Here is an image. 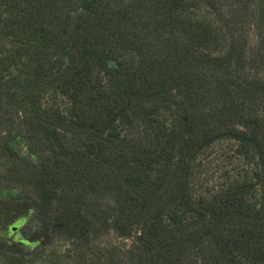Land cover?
Segmentation results:
<instances>
[{"label": "trees", "instance_id": "obj_1", "mask_svg": "<svg viewBox=\"0 0 264 264\" xmlns=\"http://www.w3.org/2000/svg\"><path fill=\"white\" fill-rule=\"evenodd\" d=\"M263 37L264 0H0V264H264Z\"/></svg>", "mask_w": 264, "mask_h": 264}, {"label": "rangeland", "instance_id": "obj_2", "mask_svg": "<svg viewBox=\"0 0 264 264\" xmlns=\"http://www.w3.org/2000/svg\"><path fill=\"white\" fill-rule=\"evenodd\" d=\"M227 9H229V8L227 7ZM228 11H231V10L229 9ZM243 25H244V28H245V31H246L248 42H249V48L257 49L258 48V43L260 41V36L258 35L257 32L253 31L252 29H249V21L246 20L245 18H244ZM239 27H241L240 24H239ZM263 48H264V37H263L262 45H261V49H263ZM260 74L264 77V69L262 71H260ZM114 240L120 241V244L122 246H124V247L128 246L130 244V242H131V240H128V239L121 240V239H117L116 238Z\"/></svg>", "mask_w": 264, "mask_h": 264}]
</instances>
